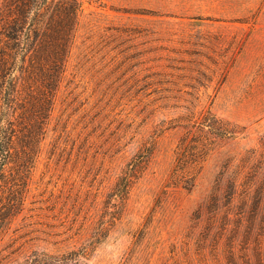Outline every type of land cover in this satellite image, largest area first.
<instances>
[{
	"label": "rangeland",
	"instance_id": "obj_1",
	"mask_svg": "<svg viewBox=\"0 0 264 264\" xmlns=\"http://www.w3.org/2000/svg\"><path fill=\"white\" fill-rule=\"evenodd\" d=\"M81 1L25 208L0 238V264L80 249L77 264H230L231 251L236 264H259L260 251L264 264V0ZM206 109L244 133L220 139L193 181L173 180L181 123ZM152 140L123 206L106 212L123 168Z\"/></svg>",
	"mask_w": 264,
	"mask_h": 264
},
{
	"label": "trees",
	"instance_id": "obj_2",
	"mask_svg": "<svg viewBox=\"0 0 264 264\" xmlns=\"http://www.w3.org/2000/svg\"><path fill=\"white\" fill-rule=\"evenodd\" d=\"M6 1L0 8V238L25 208L31 175L82 11L81 0ZM181 126L184 133L172 176L185 184L197 177L220 139L236 137L245 130L212 109L200 111ZM154 144L148 141L127 162L109 194L106 212L110 207L123 206L133 184L147 168ZM225 172L220 173L216 190ZM234 188L235 183L230 181L224 195L227 204ZM218 200L215 193L209 202L207 231L213 224ZM236 221L241 222L239 218ZM231 252L230 264H236ZM260 254L258 251L259 264ZM81 255V249L65 253L34 250L17 264H77Z\"/></svg>",
	"mask_w": 264,
	"mask_h": 264
}]
</instances>
